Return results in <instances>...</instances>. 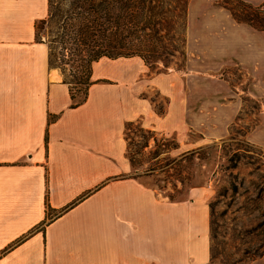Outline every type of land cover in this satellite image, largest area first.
Segmentation results:
<instances>
[{"label": "crops", "instance_id": "obj_1", "mask_svg": "<svg viewBox=\"0 0 264 264\" xmlns=\"http://www.w3.org/2000/svg\"><path fill=\"white\" fill-rule=\"evenodd\" d=\"M244 1L264 8V0ZM46 15L47 0H0V264H210L206 191L174 199L135 175L126 125L138 121L192 147L191 132L207 135L184 75L191 85L197 72L234 66L245 79L222 77L221 97L239 89L257 98L254 131L264 133V26L237 20L218 0H189L184 70L101 56L86 99L71 106L68 83L35 38ZM151 89L166 99L163 112ZM248 139L264 147V136Z\"/></svg>", "mask_w": 264, "mask_h": 264}, {"label": "rangeland", "instance_id": "obj_2", "mask_svg": "<svg viewBox=\"0 0 264 264\" xmlns=\"http://www.w3.org/2000/svg\"><path fill=\"white\" fill-rule=\"evenodd\" d=\"M218 1L240 18L251 17L253 24L264 19L262 12L240 0ZM212 35L217 40L222 36L221 28L214 27ZM187 57L182 45L174 56L150 59L148 65L152 71L168 67L184 70ZM184 76L185 92L196 94L197 107L202 111L200 124L207 138L202 131L191 132L186 140L198 143L184 149L178 147L174 134L130 122L126 137L133 173L174 199L184 198L192 187L206 191L211 209L210 264H264V147L248 139L252 134L264 136L262 131H254L260 103L239 89L234 95L221 97L227 89L220 81L222 77L229 78L231 84L245 79L237 67L210 70V74L197 72L191 85L190 76ZM240 87L244 89L246 84ZM73 91L75 98H80L83 86L77 89L73 85ZM149 94L156 110L164 111L166 99L154 89ZM228 98H236L235 103ZM237 104L239 109L234 114L225 110Z\"/></svg>", "mask_w": 264, "mask_h": 264}, {"label": "trees", "instance_id": "obj_3", "mask_svg": "<svg viewBox=\"0 0 264 264\" xmlns=\"http://www.w3.org/2000/svg\"><path fill=\"white\" fill-rule=\"evenodd\" d=\"M240 1L264 14L261 5ZM188 3L189 0H47V15L34 24L35 38L47 44L49 63L61 70L69 86L70 105L74 106L86 99L92 64L101 56L139 55L147 64L150 59L174 56L186 43ZM231 13L237 20L258 28L264 26V19L253 24L251 17ZM73 85L77 89L83 86L80 98H75Z\"/></svg>", "mask_w": 264, "mask_h": 264}]
</instances>
